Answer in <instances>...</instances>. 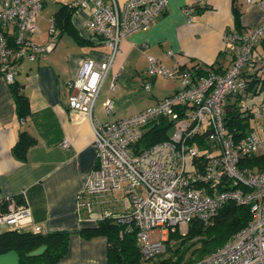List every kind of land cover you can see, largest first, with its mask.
Returning a JSON list of instances; mask_svg holds the SVG:
<instances>
[{
	"label": "built area",
	"instance_id": "built-area-1",
	"mask_svg": "<svg viewBox=\"0 0 264 264\" xmlns=\"http://www.w3.org/2000/svg\"><path fill=\"white\" fill-rule=\"evenodd\" d=\"M244 2L256 5L264 15V0ZM167 4L168 0H77L71 5L90 11L85 27L107 49L100 60L82 59L78 74L68 83L72 89L69 111L87 117L93 131L96 161L85 179L84 192L94 198L115 190L124 192L131 208L116 220L126 230H135L140 254L147 260L166 251L169 233L185 235L194 220L209 224L226 202L247 205L252 220L213 253L190 264H264V170L241 165L264 150V136L251 132L236 139L224 121L226 99L246 93L243 68L252 63L256 47L264 42V19L225 34L232 59L223 72L169 69L149 56L147 77L176 78L178 89L125 118L100 122L92 114L120 43L146 30ZM42 7L40 0H0V75L8 83L14 82L18 64L34 62L52 47L31 40ZM49 32L55 33L53 24ZM143 88L150 91L151 82L146 81ZM102 107L109 115L112 101L105 100ZM262 115L264 110L258 109L253 118ZM160 119L171 122L172 134L135 151L147 127ZM61 146L67 147L68 141ZM78 206L91 211L90 202L79 200ZM0 226L46 233L33 225L24 198L18 202L1 193Z\"/></svg>",
	"mask_w": 264,
	"mask_h": 264
},
{
	"label": "crops",
	"instance_id": "crops-1",
	"mask_svg": "<svg viewBox=\"0 0 264 264\" xmlns=\"http://www.w3.org/2000/svg\"><path fill=\"white\" fill-rule=\"evenodd\" d=\"M40 1L43 7L31 40L52 47L36 61H23L17 66L14 83L29 106L24 118L18 117L12 87L0 75V193L18 202L24 198L33 225L46 232H73L68 252L57 264H106V238L84 240L75 231L94 228L105 217L120 216L131 203L122 190L97 198L84 192L85 179L96 161L93 131L87 117L69 111L72 89L68 83L78 74L82 59L100 60L107 49L85 27L90 11L71 7L77 0ZM262 19L264 15L256 5L237 0H168L165 10L146 30L136 31L120 43L95 101L93 116L100 122L125 118L178 89L176 78L167 81L147 77L149 56L169 69L181 71L198 63L224 71L232 59L225 34L253 27ZM51 24L54 34L49 32ZM243 74L247 81L258 74L264 79V42L256 47L252 63L243 68ZM146 81L151 82L149 93L135 97L136 87L143 93ZM107 99L113 106L109 115L102 107ZM116 99L124 101L122 105L130 109L128 114H122V105L115 108ZM234 100L226 99L225 106ZM240 104L250 107L253 114L254 106L264 110V92H246ZM250 124L253 133L264 136V115L252 118ZM20 133L32 142L25 159L17 158L12 151ZM65 140L68 146L62 147ZM79 200L90 202L91 211L79 207ZM5 230L0 226V233ZM0 264H18L17 254L12 250L0 253Z\"/></svg>",
	"mask_w": 264,
	"mask_h": 264
},
{
	"label": "trees",
	"instance_id": "trees-1",
	"mask_svg": "<svg viewBox=\"0 0 264 264\" xmlns=\"http://www.w3.org/2000/svg\"><path fill=\"white\" fill-rule=\"evenodd\" d=\"M53 20L55 25V19ZM235 24L237 26V19ZM70 33L75 38L77 37L72 29H70ZM188 69L198 74H204L207 71L223 72L213 65L204 66L198 63L193 64ZM9 84L12 87L17 115L19 118H24L29 112L28 101L18 91L19 89L14 82ZM246 92H253L254 94L264 92V79L256 75L252 76L248 81ZM241 100L242 96L236 97L232 104L225 106L224 113L226 128L236 139L245 137L253 130L250 124L253 113L250 107L240 104ZM169 127H171V122L167 119H160L151 123L140 141L135 144V151L168 139L167 129ZM31 144V140L25 133H20L13 147V154L17 158L25 159V154ZM241 165L251 170H264V152L243 160ZM251 220L252 215L247 205L226 202L209 224L194 220L188 226L185 235L178 232L169 233L166 239V250L172 253V257L153 263L142 258L136 243L135 230H126L125 226L116 220V217L113 219L105 217L99 221L96 227L83 228L75 231V233L84 240L97 237L106 238V264H190L194 257L200 261L213 253ZM72 233L54 231L39 234L31 231L7 229L0 233V253L14 251L18 256V264H57L68 252L69 239ZM188 242L191 244L185 246ZM192 247L194 248L191 249ZM188 251L190 252L188 253Z\"/></svg>",
	"mask_w": 264,
	"mask_h": 264
},
{
	"label": "rangeland",
	"instance_id": "rangeland-1",
	"mask_svg": "<svg viewBox=\"0 0 264 264\" xmlns=\"http://www.w3.org/2000/svg\"><path fill=\"white\" fill-rule=\"evenodd\" d=\"M239 3H245L244 2V0H237ZM163 79H165V80H172L171 78H163ZM179 82L177 81V84H178ZM141 92H143V93H140V90L139 89H137V87H136V91H135V97L136 96H145V95H143V94H148L149 93V91H146L145 89L143 90V88H142V90H141ZM134 96H130L131 98L132 97H134ZM124 101H122V100H120V102L116 99V103H115V108L117 107V105L119 104V105H122V104H125V103H123ZM123 107H124V105H122ZM255 107V110L257 111V109H258V107H256V106H254ZM125 108H127L126 107V105H125V107L124 108H122L121 109V111H122V114H128V112H130L129 110H127V109H125ZM132 110H134V109H132ZM254 124V123H253ZM252 124V125H253ZM172 132H173V129H172V127H169V129H167V135L168 136H170L171 134H172ZM262 152H264V150H259V152H258V154L259 153H262ZM157 235L156 234H154L153 235V238H155ZM191 244V242H188L185 246H188V245H190ZM194 247H192L191 249H193ZM190 251H188V253H189ZM187 256H188V254H187ZM186 256V257H187ZM168 257H172V253L169 251V250H166L163 254H160L159 256H156V257H154V258H151V259H149V262L150 263H153V262H157V261H161V260H164V259H166V258H168ZM194 261H198L197 260V258H192V263L194 262Z\"/></svg>",
	"mask_w": 264,
	"mask_h": 264
}]
</instances>
